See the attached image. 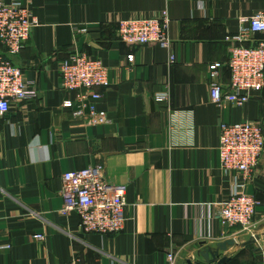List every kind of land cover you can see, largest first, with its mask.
I'll return each instance as SVG.
<instances>
[{"label": "crops", "instance_id": "crops-1", "mask_svg": "<svg viewBox=\"0 0 264 264\" xmlns=\"http://www.w3.org/2000/svg\"><path fill=\"white\" fill-rule=\"evenodd\" d=\"M8 1L26 4L39 22L12 58L39 97L13 103L0 122V264H69L76 258L89 264H188L207 247L252 240L217 219L236 185L235 175L221 168L218 147L222 124L264 127V91L245 106H218L208 72L229 61L240 20L263 11L264 0ZM163 13L170 20V48L118 39V22ZM81 39L82 54L109 71L111 85L100 90L97 104L108 120L104 125L88 126L63 107L76 96L62 88L60 65ZM0 55L8 57L1 46ZM221 77L230 90L227 67ZM161 94L168 101L158 102ZM99 165L109 182L128 189L127 222L119 234H86L79 216L61 215L62 176ZM246 193L258 201L259 239L229 247L221 254L228 264L264 261V153Z\"/></svg>", "mask_w": 264, "mask_h": 264}, {"label": "built area", "instance_id": "built-area-1", "mask_svg": "<svg viewBox=\"0 0 264 264\" xmlns=\"http://www.w3.org/2000/svg\"><path fill=\"white\" fill-rule=\"evenodd\" d=\"M240 22L242 27L232 40L235 45L229 61L212 64L208 72L211 99L218 106H245L254 94L264 91V39H258V36H264V10L242 18ZM169 23L166 13L149 19L120 21L117 23L118 39L134 47L158 45L168 49L171 44ZM38 25L37 17L26 4L0 0V46L8 54V57L0 55V122L10 113L13 103L39 97L35 82L27 79L24 71L12 61ZM86 32V29L81 30L83 34ZM174 60L172 56L171 61ZM128 61L133 63V54L128 56ZM226 67L231 74L230 90L221 83L222 71ZM60 76L62 88L76 96L63 105L65 109L74 110V116L88 126L108 123L97 112V104L102 98L100 90L111 85L109 71L101 61L82 53L70 56L61 63ZM168 99V95L161 94L157 101L166 102ZM218 152L222 169L234 174L237 182L233 193L220 204L217 219L226 228L252 232L258 201L247 194L246 189L251 185L264 153L263 125L256 122L222 124ZM127 190L125 185L108 181L104 166L66 172L62 176L64 206L61 215L79 216L81 229L86 234H119L126 226ZM34 239L43 241L44 235H36ZM169 260L172 262L173 256H169ZM69 264L89 263L76 258Z\"/></svg>", "mask_w": 264, "mask_h": 264}, {"label": "water", "instance_id": "water-1", "mask_svg": "<svg viewBox=\"0 0 264 264\" xmlns=\"http://www.w3.org/2000/svg\"><path fill=\"white\" fill-rule=\"evenodd\" d=\"M84 41V39H81L77 51L74 52L72 56L82 53ZM258 239L259 238L255 237L249 242L243 244H238L234 240H229L227 242L218 244L215 247H207L197 254V260H190L188 264H228L230 262V258L228 256L221 257V254L227 252L229 247H247L256 243Z\"/></svg>", "mask_w": 264, "mask_h": 264}, {"label": "rangeland", "instance_id": "rangeland-1", "mask_svg": "<svg viewBox=\"0 0 264 264\" xmlns=\"http://www.w3.org/2000/svg\"><path fill=\"white\" fill-rule=\"evenodd\" d=\"M158 98V97H157ZM160 103H162V102H160ZM219 144H220V138H219ZM219 148V147H218ZM219 159H220V155H219ZM222 168V167H221ZM253 179H254V177H253ZM236 182H237V180H236ZM256 216V215H255ZM125 217H126V211H125ZM126 222H127V217H126ZM255 226V219H254V222H253V226H252V232L250 231V232H245V231H243L242 229H240L242 232H244L245 234H248V235H252L253 237L252 238H255L254 236V227Z\"/></svg>", "mask_w": 264, "mask_h": 264}]
</instances>
